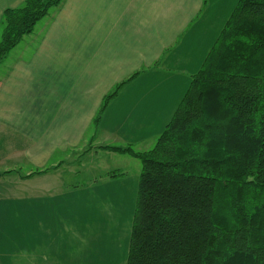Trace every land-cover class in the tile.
Wrapping results in <instances>:
<instances>
[{
	"label": "crops",
	"instance_id": "0c3cea01",
	"mask_svg": "<svg viewBox=\"0 0 264 264\" xmlns=\"http://www.w3.org/2000/svg\"><path fill=\"white\" fill-rule=\"evenodd\" d=\"M23 1L0 0V20L5 9L18 7ZM216 1L214 3L219 10L222 3ZM208 2L212 1L62 0L55 7L58 9L53 11L51 25L38 27L41 40L31 60H16L12 70L0 76V188L3 189L0 206H6L0 208L9 211L7 217L19 215L18 211L22 210L25 225L31 214H35L32 211L59 208L56 192H64L69 185L73 188L74 184H69V181L78 178L82 168L88 171L95 169L91 164L93 161L87 159L85 163L83 158L92 150L105 152L102 161L112 163L117 158L110 156L109 159L108 153L116 152L101 146H118L114 143L121 139L126 143L157 139L187 89L191 74L200 67L236 0H227L222 10L228 11L227 16L218 19L217 25H207L206 35L192 34V25L202 19L199 15ZM197 18L198 21L194 22ZM66 19L73 30L84 31L85 37L81 35L74 39ZM32 32L24 35L1 63ZM204 37L203 44L194 47L197 39ZM69 39L71 43L65 42ZM166 48L171 49L165 52ZM45 69L53 74L50 78ZM134 72L138 74L119 90L102 117L95 121L104 95ZM162 81L168 86L165 89L167 97L159 108L155 94L156 85ZM142 97L144 103L140 107ZM134 100L136 104L131 106ZM10 131L23 132L35 145L31 148L22 145L16 150L14 140L9 137ZM110 131H116L121 137H115ZM100 169L101 175L104 170L108 174L116 171L115 175H128V172L109 164ZM42 170L46 172L33 173ZM25 173L31 175L28 177ZM94 174L93 178H96ZM7 178H12L15 183L12 196L9 193L11 189L8 191L6 187ZM26 179H29V184L24 185L23 190L18 188L17 182ZM32 186L40 196L29 194ZM72 188L66 192H78ZM108 188L105 185L102 194L108 195ZM47 194L56 201L47 199L43 203L40 197ZM9 195L13 202L8 199L2 202V197ZM17 196L28 198L24 197L21 202L22 197ZM133 207L126 217L129 229ZM38 220L41 222L40 218ZM7 224L4 218L3 223L0 222L1 227ZM0 233H4L3 228H0ZM9 253L5 251V257ZM87 263L94 264L92 259Z\"/></svg>",
	"mask_w": 264,
	"mask_h": 264
},
{
	"label": "trees",
	"instance_id": "16d2710c",
	"mask_svg": "<svg viewBox=\"0 0 264 264\" xmlns=\"http://www.w3.org/2000/svg\"><path fill=\"white\" fill-rule=\"evenodd\" d=\"M61 2L5 9L0 63ZM101 148L141 161L125 264H264V0H236L152 148Z\"/></svg>",
	"mask_w": 264,
	"mask_h": 264
},
{
	"label": "rangeland",
	"instance_id": "374dc122",
	"mask_svg": "<svg viewBox=\"0 0 264 264\" xmlns=\"http://www.w3.org/2000/svg\"><path fill=\"white\" fill-rule=\"evenodd\" d=\"M211 1L212 2H208L205 5L202 13H200L199 17H202V19L199 22H197L198 18L195 19L194 22L197 23L192 25V34H197V32H199L206 35L207 25H217L218 19L227 16L228 11H222L226 6L227 0H218L222 3L219 10H217L219 8L218 5L214 3L217 1ZM55 7L49 9L48 14L37 22L32 34L23 38L22 42L11 51L7 58L0 64V76L12 70L16 60L23 59L27 62L31 60L32 56L37 52L39 41L41 40L39 39L38 27H47L51 25L54 16L53 11L58 9ZM65 21L74 39L81 35L85 37L84 31L81 29L73 30L71 25L67 22V19ZM187 39L190 40L191 38L188 37ZM204 39L205 37L198 38L193 44L194 47L198 48L202 45ZM65 42L71 43L72 40L69 39ZM56 44H58L57 41ZM170 49L171 48H166L165 52H168ZM45 72H47V69H45ZM135 73L137 72L133 74ZM133 74L129 75L127 78L131 77ZM52 75L53 74L47 72L49 78ZM143 79L146 81L147 77ZM46 85L47 81L45 87ZM144 85L145 82L140 85V89H142ZM167 87L165 81L159 82L156 85L155 100L159 108L167 97V95H165V89ZM46 89L48 93V88L46 87ZM120 101L121 98L117 102L118 105H120ZM143 103L144 97L141 98L140 107H142ZM135 104L136 100L131 103V106ZM112 109H114V106ZM110 134H113L115 137H121L116 131H110ZM9 137L14 140L16 150L22 145L26 146V148H31L35 145L30 137L26 136L23 132L10 131ZM155 141L154 139L144 143H126L127 141L121 139V141L114 144L125 147L131 146L134 151L141 152L152 148ZM102 154L103 156L106 155L105 152L95 153L92 150L89 155L83 157L85 163L87 159L93 161L91 164L95 165V169H89L88 171L82 168L79 177L76 179L72 178L73 180L69 181V184H74L73 188L78 189V192H76V190L75 193L66 192L68 188H72L69 185L64 192L60 190L56 192L57 195H59V200L57 201L56 199L52 200V198H49L51 194L40 197L43 203L46 202L47 199L56 201L59 208L46 210L45 212L32 211V213L35 214H31V218L25 221V225H23L22 221V218H24V216H22V210L18 211L19 215L7 217L9 211L0 208V222L3 223V218L5 222H8L5 227L0 226V228L4 230V233H0V237L2 235L5 237H3L4 239L0 238V264H88V259H92L94 264H124L123 262L128 250L130 231L129 220L126 217L130 214V208L133 207V204L135 205L137 193L136 185L137 178H139L138 174L141 169V161L139 158L128 153H108L109 159L110 156H114L117 159L112 163L108 160L103 162ZM96 158L99 160H96ZM105 163L110 166H115V168H120L124 173L128 172V175H115L116 171H112V174H108L105 170L101 175L100 168L106 165ZM31 170H34V168L31 167ZM36 172H43V170ZM93 173H95L94 175L96 178H93ZM26 175L29 176L30 174ZM5 180L8 181L6 187L8 191L11 189L9 193L12 196L15 183L11 181L13 180L12 178H7ZM66 182H68L67 179ZM17 184H19L18 188H22L23 190L24 185L29 184V179L18 181ZM105 185L110 189L108 190V195L102 194ZM73 188L71 190H73ZM2 191L3 189L0 188V192ZM29 194L33 197L40 196L39 191L33 186ZM10 195L8 197H2V202L7 199L10 200L9 202H13L10 199ZM24 197L17 196L16 198H21L22 202ZM51 203L53 204V202ZM39 218L41 222H39ZM5 251L10 252L8 257H5ZM70 261L72 262L69 263Z\"/></svg>",
	"mask_w": 264,
	"mask_h": 264
}]
</instances>
